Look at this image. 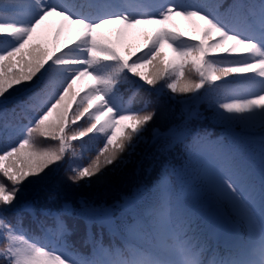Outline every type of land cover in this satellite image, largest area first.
Segmentation results:
<instances>
[{
  "label": "snow or ice",
  "instance_id": "6c2138e0",
  "mask_svg": "<svg viewBox=\"0 0 264 264\" xmlns=\"http://www.w3.org/2000/svg\"><path fill=\"white\" fill-rule=\"evenodd\" d=\"M24 7L27 16L23 15ZM98 7L117 10L88 15L61 0H27L26 4L24 0H0V43L6 45L0 47V112L26 110L48 94L52 77H61L46 105H37L39 110L30 120L34 127H27L18 146L0 149V176L4 178L0 180V264H264V180L257 197L233 151L219 141L209 140L207 134H199L195 127L200 116L197 111L182 115L166 133L152 128L153 137L173 134V143L191 137V143L184 145L187 159L183 167L171 170L181 181L179 192L171 187L170 170L165 167L159 181L140 200L125 197L123 204L117 202L125 209L119 224L110 209L101 211L82 202L81 215L89 229L93 221L99 222L125 241L123 248L114 243L105 246L101 236L92 240L91 256H83L60 251L51 241L33 238L38 209L24 198L27 185L42 183L61 167L70 186L91 184L107 171L127 164L144 140L143 132L154 122L157 112L147 110L150 100L143 101L141 109L121 111L116 97L125 82L143 81L155 89L165 81L172 94H182L177 102L187 105L201 99L200 90L205 85L230 76L258 73L264 78V0L250 6L251 18L243 31L194 3H161L157 7L162 10L144 15L120 10L118 5ZM52 16L75 26V34L63 41L57 38L49 46L40 41L39 31ZM175 17L190 21L197 34L187 37L177 31L171 26ZM113 25L118 26L116 40L105 35V29ZM141 25L157 27L146 32L141 43H125L129 31ZM166 47L171 50L170 58H166ZM218 58L229 66L218 67ZM186 66L199 73L198 81L184 79ZM146 68L151 70L145 72ZM86 77L91 81L83 85ZM169 77L171 82H167ZM21 89L28 95L17 101ZM129 91L131 103L139 88ZM261 93L264 89L251 98L217 102L213 105L214 117L226 123L255 125L259 115V123L264 126ZM85 117L87 126L73 131L76 122ZM34 132L57 141L58 146L32 150ZM94 133L105 136L94 159L85 163L75 159V152L68 155L73 142ZM170 148L171 143L160 151ZM261 166L264 171V146ZM193 186L220 212L229 209L247 226L246 233L233 235L223 223L185 200ZM56 222V237L61 238L69 228L59 215ZM217 248L222 250L217 252ZM209 250L214 256L211 260L205 258Z\"/></svg>",
  "mask_w": 264,
  "mask_h": 264
},
{
  "label": "trees",
  "instance_id": "16d2710c",
  "mask_svg": "<svg viewBox=\"0 0 264 264\" xmlns=\"http://www.w3.org/2000/svg\"><path fill=\"white\" fill-rule=\"evenodd\" d=\"M63 3L69 4V0L61 1ZM216 0H197L198 5L204 6L208 11L209 7L215 4ZM229 3V0H224L223 5L219 9L220 14L223 13V8ZM239 6V1L236 0V9ZM175 29L179 32L185 33L187 37L196 35L194 32L193 25L190 21L182 18H176ZM45 28L48 30L46 35V43L50 46V40L52 34L55 33L54 41L59 38L63 41L71 35H74L75 28L66 25L62 19L58 16L49 17L45 21ZM43 27V31L45 28ZM127 43V42H125ZM129 44V43H128ZM135 45V44H132ZM167 53L166 58L171 57V50L165 48ZM218 67H225L220 65ZM151 69L148 68L147 71ZM146 71V72H147ZM185 80L198 81L199 73L195 71L194 68L185 67ZM189 75L193 76L190 79ZM243 76H230L229 78L222 80H230L232 78H241ZM89 78L86 77L83 84L89 83ZM61 77H52L53 86L47 89V93L39 98V102H47L49 99V94L54 93L56 88L54 86L55 82L59 81ZM133 81H128L126 84L131 85ZM165 82L162 84V86ZM125 86V84H124ZM167 89V88H166ZM219 89L215 85H205L204 96L201 97L200 113L201 115L195 121V127L197 131H201L209 124L217 123L223 127H228L236 130L238 128H243L249 132H260L264 126L259 123L260 117L257 115L255 125H246L240 121H233L230 123L222 122L217 120L213 114V105L215 93H219ZM264 94V93H262ZM28 93L21 89L16 94L17 101L25 99ZM182 98V94H172L170 90H164L154 92L150 95L149 100L152 102L151 107L147 110H156L157 116L151 124H149L146 130L143 132L144 140L138 144L135 153L129 159V162L123 165L116 171H107L106 175L98 180H94L91 184H85L79 187L70 186L66 182V173L63 168L54 169L50 174L49 178L37 185H27L25 188L24 198L34 203L36 209L35 215L37 216V221L46 227L47 232L53 229V226L57 223L53 216V213H58L59 217L63 219L69 228L68 232H65L61 238L55 237L56 247L60 251L69 252L68 245L70 242H74L79 235L83 232V227L81 222L77 219V215L82 212L81 204L86 202L87 204L94 205L97 209L103 211L104 209H110L111 213L118 208L124 209L117 206V202L121 204L124 203V198L127 197L132 201L135 193H138L139 197L142 198L145 195L147 189V183L151 180H157L158 175L156 174L157 164L162 163L167 159H172L174 153H177L178 157L187 158V154L184 150L185 144L191 143V137H187L183 142L177 141V146L173 143L172 138L166 135H161L153 137L152 128L156 127L161 133H166L164 130L166 127L169 128L172 125L178 123L181 118L178 119L177 107L171 101L172 99L177 102L178 99ZM119 97H116V104L119 103ZM147 100L145 96L144 100H141L137 105L142 104L143 101ZM33 108H35V104ZM29 104L27 107L31 108ZM21 110V109H20ZM18 111V110H17ZM22 111V110H21ZM23 112V111H22ZM11 111L7 113L0 112V149L7 147L4 144L5 139L10 135L13 127L12 121H10ZM12 118V117H11ZM87 124L82 119L79 123L73 126V131L77 127H85ZM192 126V122H189V127ZM262 133V132H260ZM71 134V133H69ZM103 135L100 133L90 134L91 138H78L77 141L73 142L71 145L72 151L68 153L69 156L72 152H75V159L78 161H83L85 163L89 162L91 159L95 158L99 148L103 147ZM264 134H261L263 137ZM91 144L89 146V143ZM32 150L44 151L53 147H57V141L50 138H45L39 132H34L32 137ZM172 144V148L167 151L161 152L160 148L167 144ZM174 145V146H173ZM174 147V148H173ZM57 172H56V171ZM4 178L0 176V180ZM249 182L254 185L256 191L258 192L257 186L255 185L253 179L248 176ZM138 189L140 191H138ZM258 196V194H257ZM46 206V207H45ZM48 214H45V213ZM115 215V213H114ZM82 216V215H81ZM28 219H31V214H29ZM33 233L34 239H40L46 241L45 235L37 229L36 224L33 223ZM83 241L86 239L85 231L82 236Z\"/></svg>",
  "mask_w": 264,
  "mask_h": 264
},
{
  "label": "rangeland",
  "instance_id": "374dc122",
  "mask_svg": "<svg viewBox=\"0 0 264 264\" xmlns=\"http://www.w3.org/2000/svg\"><path fill=\"white\" fill-rule=\"evenodd\" d=\"M46 24L44 23V25L41 26V29L39 31V39L41 42L46 43V35H47V29L44 27ZM149 25H141V26H137L136 28L132 29L129 31L128 35H133L137 32H139L140 30L144 29L145 27H147ZM43 27L45 28V30L43 31Z\"/></svg>",
  "mask_w": 264,
  "mask_h": 264
}]
</instances>
